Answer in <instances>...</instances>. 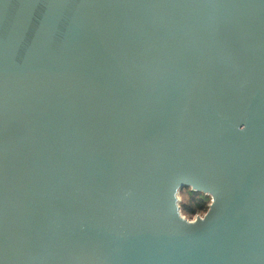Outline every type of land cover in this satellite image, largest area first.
Here are the masks:
<instances>
[{
    "label": "water",
    "instance_id": "water-1",
    "mask_svg": "<svg viewBox=\"0 0 264 264\" xmlns=\"http://www.w3.org/2000/svg\"><path fill=\"white\" fill-rule=\"evenodd\" d=\"M0 264H264V0H0Z\"/></svg>",
    "mask_w": 264,
    "mask_h": 264
},
{
    "label": "trees",
    "instance_id": "trees-1",
    "mask_svg": "<svg viewBox=\"0 0 264 264\" xmlns=\"http://www.w3.org/2000/svg\"><path fill=\"white\" fill-rule=\"evenodd\" d=\"M179 195L181 197L179 208L187 219L192 220L195 216H202L207 212L211 202L208 195L192 191L188 187L181 189Z\"/></svg>",
    "mask_w": 264,
    "mask_h": 264
},
{
    "label": "rangeland",
    "instance_id": "rangeland-1",
    "mask_svg": "<svg viewBox=\"0 0 264 264\" xmlns=\"http://www.w3.org/2000/svg\"><path fill=\"white\" fill-rule=\"evenodd\" d=\"M177 198H178V201H179L178 203H180V201H181V197H180L179 194L177 195ZM202 216H203V215H202ZM202 216H200V217H202ZM184 217H185V216H184ZM195 217H196V216H195ZM195 217H194V218H195ZM185 218H186V217H185ZM186 219H187V218H186ZM188 220H189V219H188ZM189 221H190V220H189Z\"/></svg>",
    "mask_w": 264,
    "mask_h": 264
},
{
    "label": "built area",
    "instance_id": "built-area-1",
    "mask_svg": "<svg viewBox=\"0 0 264 264\" xmlns=\"http://www.w3.org/2000/svg\"><path fill=\"white\" fill-rule=\"evenodd\" d=\"M194 219H195V218H193V219H192V220H190V221H194Z\"/></svg>",
    "mask_w": 264,
    "mask_h": 264
}]
</instances>
